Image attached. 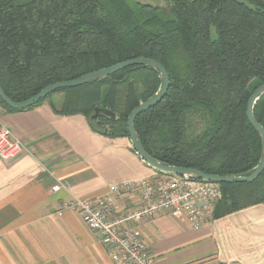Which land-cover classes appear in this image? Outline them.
I'll return each instance as SVG.
<instances>
[{
    "label": "trees",
    "instance_id": "1",
    "mask_svg": "<svg viewBox=\"0 0 264 264\" xmlns=\"http://www.w3.org/2000/svg\"><path fill=\"white\" fill-rule=\"evenodd\" d=\"M0 0V85L21 103L45 87L138 58L167 72L165 97L134 121L146 153L166 166L243 176L260 160L261 142L246 118L264 83V0ZM161 87L157 71L129 67L103 81L60 89L63 116L82 115L89 129L127 139V119ZM115 114L110 120L95 110ZM253 115L264 129V95ZM133 150V149H132ZM155 171V170H154ZM158 174L161 172L155 171ZM212 219L264 205V172L251 183L219 184Z\"/></svg>",
    "mask_w": 264,
    "mask_h": 264
},
{
    "label": "crops",
    "instance_id": "2",
    "mask_svg": "<svg viewBox=\"0 0 264 264\" xmlns=\"http://www.w3.org/2000/svg\"><path fill=\"white\" fill-rule=\"evenodd\" d=\"M61 103L16 113L0 107V128L23 147L0 160V264H114L99 236L63 206L156 173L129 140L93 133L82 115L54 113L51 105ZM57 183L66 188L52 192ZM117 204L122 212L139 205L134 195ZM134 227L153 264H264V205L211 217L198 231L166 214Z\"/></svg>",
    "mask_w": 264,
    "mask_h": 264
},
{
    "label": "built area",
    "instance_id": "3",
    "mask_svg": "<svg viewBox=\"0 0 264 264\" xmlns=\"http://www.w3.org/2000/svg\"><path fill=\"white\" fill-rule=\"evenodd\" d=\"M23 147L9 129L0 128V160L18 157ZM57 183L52 192L65 189ZM134 195L138 207L122 212L118 200ZM221 199L218 184L155 173L152 179L122 182L108 186L107 193L94 199H79L63 208L77 214L84 226L97 234L114 264H153L151 255L135 225L166 214L184 218L198 231L212 217L214 205Z\"/></svg>",
    "mask_w": 264,
    "mask_h": 264
},
{
    "label": "water",
    "instance_id": "4",
    "mask_svg": "<svg viewBox=\"0 0 264 264\" xmlns=\"http://www.w3.org/2000/svg\"><path fill=\"white\" fill-rule=\"evenodd\" d=\"M148 67L158 72L160 80H161V87L157 91V93L149 100L144 103L139 104L137 108H135L128 116L127 119V131L129 136V142L133 149V151L137 154V156L151 169L161 172L166 175L187 178L197 181H202L206 183L212 184H238V183H251L255 181L259 176L264 172V129L256 122L253 109L256 102L264 95V83L258 86L253 90L251 93L247 106H246V118L249 125L257 132L260 137L261 142V155L260 160L257 166L251 170L250 172L246 173L243 176L235 177H218L204 174L198 170L194 169H186V168H178L172 166H166L161 164L160 162L153 159L149 156L146 151L144 150L139 138L134 130V121L135 119L142 113L152 109L157 104L161 102V100L165 97L168 87H169V77L165 69L155 60L148 59V58H138L128 60L116 65H113L109 68L101 69L85 76L70 81V82H63V83H56L45 87L41 90L38 94L33 96L27 101L17 103L9 100L7 96L3 93L1 85H0V100L11 110L14 111H23L34 106L38 101L44 100L49 95L53 94L55 91L60 89H68V88H77L82 87L84 85H90L96 82H100L108 78L109 76L115 74L118 71L129 67ZM98 115L114 120L115 114L106 110V109H98L95 110L93 118H96Z\"/></svg>",
    "mask_w": 264,
    "mask_h": 264
},
{
    "label": "rangeland",
    "instance_id": "5",
    "mask_svg": "<svg viewBox=\"0 0 264 264\" xmlns=\"http://www.w3.org/2000/svg\"><path fill=\"white\" fill-rule=\"evenodd\" d=\"M131 2L134 3H140V4H147V5H158V6H165L163 2L159 1V0H130ZM51 100L53 101V103L56 105H58L60 102L63 101V96L61 94H56V95H52Z\"/></svg>",
    "mask_w": 264,
    "mask_h": 264
}]
</instances>
